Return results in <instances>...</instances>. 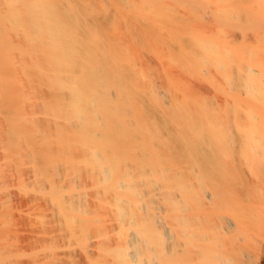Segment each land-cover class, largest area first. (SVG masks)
I'll list each match as a JSON object with an SVG mask.
<instances>
[{
    "label": "rangeland",
    "instance_id": "1",
    "mask_svg": "<svg viewBox=\"0 0 264 264\" xmlns=\"http://www.w3.org/2000/svg\"><path fill=\"white\" fill-rule=\"evenodd\" d=\"M244 4L238 18L233 0H0V264L120 261L132 213L101 170L184 179V107L221 95L219 8L240 33ZM237 42L244 67L223 86L264 97V54Z\"/></svg>",
    "mask_w": 264,
    "mask_h": 264
},
{
    "label": "bare ground",
    "instance_id": "2",
    "mask_svg": "<svg viewBox=\"0 0 264 264\" xmlns=\"http://www.w3.org/2000/svg\"><path fill=\"white\" fill-rule=\"evenodd\" d=\"M245 1L244 14L251 24L240 33L235 22L226 23L224 8H219L216 59L221 95L189 97L184 107V179L158 177L157 166L156 171L149 165L145 169L143 163H134L143 164L139 169L131 165L128 178V172L116 177L106 167L101 170L111 180L119 216L125 208L132 213L123 225L125 243L117 264H264V97H237L223 86L233 69L244 67V60L238 61V40L247 44L246 55L264 54V0H233L238 18ZM95 89L92 98L87 95L88 104L101 95ZM70 104L75 114L93 116L82 104ZM97 126L101 124L93 120L92 131Z\"/></svg>",
    "mask_w": 264,
    "mask_h": 264
}]
</instances>
